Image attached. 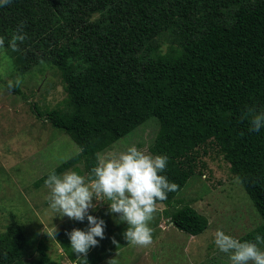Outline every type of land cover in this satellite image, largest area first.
Masks as SVG:
<instances>
[{"label":"trees","instance_id":"16d2710c","mask_svg":"<svg viewBox=\"0 0 264 264\" xmlns=\"http://www.w3.org/2000/svg\"><path fill=\"white\" fill-rule=\"evenodd\" d=\"M21 23L28 38L14 52L8 42ZM0 36L19 74L46 65L66 92L63 113L33 107L79 151L35 186L78 163L87 175L101 151L154 119L149 149L174 153L162 174L178 190L158 202L169 222L191 235L207 227V218L176 195L204 173L211 150L262 219L239 239L264 237V129L249 131L241 119L248 107L264 110V0H12L0 8ZM28 243L12 221L0 231V264H61L42 240L24 260ZM60 245L75 264L68 237ZM104 255L93 251L86 259L96 264Z\"/></svg>","mask_w":264,"mask_h":264},{"label":"rangeland","instance_id":"374dc122","mask_svg":"<svg viewBox=\"0 0 264 264\" xmlns=\"http://www.w3.org/2000/svg\"><path fill=\"white\" fill-rule=\"evenodd\" d=\"M14 67L9 50L0 49V231L12 221L22 227L29 240L24 260L34 258L35 247L42 240L48 245L52 259L72 264L60 245V238L68 237L65 233L73 229L86 230L87 219L80 222L55 216L48 205L45 184L34 185L44 173L79 151L65 132L39 117L33 107V103L39 110L57 107L63 113L66 92L59 73L51 67L34 65L22 74ZM17 77L22 80L16 87L19 92L9 90L7 81ZM157 128L156 121L151 119L113 142L99 156L119 153L132 145L157 155L149 149ZM173 155L166 154L168 158ZM204 160V173L190 177L176 195L207 218L203 232L191 235L177 229L164 215V205L158 203L150 223L152 244L133 246L123 238L126 223L119 221L118 214L108 212L107 201L94 200L97 206L89 209L88 214L105 222L104 239L97 237L98 245L88 250V253H105L96 264H106L113 257L118 264H230L228 257L215 247L214 232L222 229L239 239L262 219L222 157L210 150ZM76 166L64 172L71 170L85 175L82 164ZM53 226L55 239L51 235ZM113 239L116 244L112 243Z\"/></svg>","mask_w":264,"mask_h":264},{"label":"clouds","instance_id":"9594fccd","mask_svg":"<svg viewBox=\"0 0 264 264\" xmlns=\"http://www.w3.org/2000/svg\"><path fill=\"white\" fill-rule=\"evenodd\" d=\"M11 3L12 0H0V8ZM23 29L21 23L8 42V47L14 52L19 51V45L28 38ZM4 46L5 38L0 36V49ZM21 83L19 77L8 80L7 88L12 90ZM241 119L248 120L249 131L264 129V110L248 107ZM167 165L166 155H152L132 145L119 153L99 156L86 176L71 170L62 174L53 170L48 174L44 184L48 189L49 208L55 216H66L80 222L87 219L86 230L73 229L65 233L72 253L77 255L75 264H88L86 256L89 248L98 245L97 237L104 239L105 222L88 214L89 209L97 206L94 200L107 201L108 212L118 214L119 221L126 223L123 238L128 244L139 247L152 244L150 223L157 212L158 202L165 201L169 192L178 190V185L169 182L162 174ZM55 232L53 226L51 235L54 239ZM112 243L116 244V241L113 239ZM213 243L228 257L230 264H264V237L260 235H256L254 241H241L217 229L213 234ZM106 264H118V260L113 257Z\"/></svg>","mask_w":264,"mask_h":264}]
</instances>
